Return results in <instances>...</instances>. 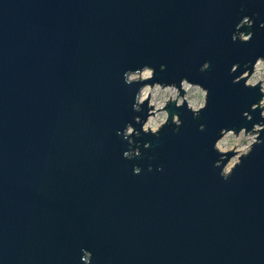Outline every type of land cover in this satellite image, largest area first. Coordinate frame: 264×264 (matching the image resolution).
I'll list each match as a JSON object with an SVG mask.
<instances>
[{
  "label": "water",
  "instance_id": "obj_1",
  "mask_svg": "<svg viewBox=\"0 0 264 264\" xmlns=\"http://www.w3.org/2000/svg\"><path fill=\"white\" fill-rule=\"evenodd\" d=\"M244 16L252 38L233 42ZM262 22L264 0H0V264H81V249L91 264H264V144L227 181L212 149L259 122L241 116L258 86L229 69L264 55ZM143 65L208 89L207 107L170 103L180 129L141 133L128 160L116 133L146 109L122 73Z\"/></svg>",
  "mask_w": 264,
  "mask_h": 264
},
{
  "label": "clouds",
  "instance_id": "obj_2",
  "mask_svg": "<svg viewBox=\"0 0 264 264\" xmlns=\"http://www.w3.org/2000/svg\"><path fill=\"white\" fill-rule=\"evenodd\" d=\"M254 20L249 16H244L235 25V31L231 35L233 42L247 43L252 38ZM260 28H264V22L259 24ZM249 29L243 31L241 29ZM160 70H165V65L161 64ZM210 67L209 62L205 61L199 68L200 72H205ZM240 69V74L233 77L231 83L238 84L243 81V87L255 89L258 86L259 99L249 106L248 111H243L241 116L246 121H252L253 117L250 112L259 111V122L253 123L251 129L240 127L239 131L235 128H221L218 138L212 144V149L218 155V159L213 162V168L219 169L218 175L221 179L227 181L233 170L240 165L241 158L246 157L254 145L264 144V140L260 138L261 132H264V55L257 56L254 61L246 62L243 65L233 63L229 69V75L236 73ZM155 69L148 65H143L135 70H125L122 73V80L125 85H140L134 94V102L131 110L135 113L145 111L144 119L139 115L132 118L131 123H126L122 131H117V135L126 141L130 146L129 150L122 153L124 159H134L141 155L140 144L138 138L141 133L158 137L161 129L168 124L169 118L173 131H178L182 125L179 112L170 113L167 106L171 103L175 108L185 107L191 112L193 119H196L201 110L207 107L208 89L202 87L198 83L190 82L186 77H181L177 86L176 82L162 83L155 80ZM152 81V83H149ZM182 93V94H181ZM139 124L137 130L133 125ZM200 131L204 130V125H199ZM132 147V145H134ZM150 147V142L143 144L144 149ZM232 153L231 156L228 154ZM152 171L151 166L147 169ZM162 169H157L161 171ZM133 175L141 172L139 167H133ZM81 264H91L92 253L89 250L81 249Z\"/></svg>",
  "mask_w": 264,
  "mask_h": 264
}]
</instances>
